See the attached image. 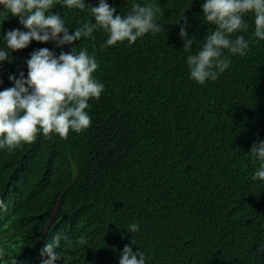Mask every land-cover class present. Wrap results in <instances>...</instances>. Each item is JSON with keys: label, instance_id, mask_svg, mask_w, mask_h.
I'll list each match as a JSON object with an SVG mask.
<instances>
[{"label": "trees", "instance_id": "obj_1", "mask_svg": "<svg viewBox=\"0 0 264 264\" xmlns=\"http://www.w3.org/2000/svg\"><path fill=\"white\" fill-rule=\"evenodd\" d=\"M106 2L114 15L130 9L126 0ZM147 2L158 9L160 33L104 50L102 31L73 42L95 54L93 75L105 86L89 99L90 126L0 150V264H42L41 249L57 232L65 240L55 264H118L131 238L146 264H264V183L251 179L247 154L264 140V41L252 36L248 14V31L238 33L247 54L230 57L229 69L201 86L188 78L175 25L185 13L197 51L213 28L200 0ZM50 11L70 31L94 22L87 10ZM15 28L25 30L8 16L0 35ZM40 48L61 51L31 41L11 52L0 62V90L13 86L9 75H27L26 60ZM132 222L140 230L129 234Z\"/></svg>", "mask_w": 264, "mask_h": 264}, {"label": "clouds", "instance_id": "obj_2", "mask_svg": "<svg viewBox=\"0 0 264 264\" xmlns=\"http://www.w3.org/2000/svg\"><path fill=\"white\" fill-rule=\"evenodd\" d=\"M130 9L125 15L116 14L117 8L106 0H98L91 6L86 0H0V23L8 16L18 19L25 30L15 28L0 35V62L10 61V53L25 49L31 41L53 42L61 49L59 54L48 48H40L26 60L27 75H9L13 86L0 90V150L8 152L29 144L37 134H50L67 138L69 131L81 133L91 124L86 111L89 99H99L104 84L93 75L99 65L95 54L86 48L76 50L73 42L91 39L93 33L102 31L106 39L101 50L117 43L133 45L146 34L161 32L155 18L158 9L152 3L141 5L137 0H126ZM60 5L68 10H80L90 14L80 27L70 28L65 19L50 10ZM201 15L206 24L212 25L198 50L194 53L195 41L189 36L190 27L185 13L176 21L178 35L182 40L188 78L203 86L215 82L231 64L230 57H243L249 49V41L238 33L247 32L246 16L251 14L252 36L264 41V0H200ZM70 46L63 51L62 46ZM256 165L251 179L264 183V140L254 142L247 153ZM6 208L0 200V211ZM136 222L127 226V233H137ZM65 240L62 233H55L50 242L41 249L42 264H55L61 259L57 249ZM135 241L131 238L119 253L118 264H146L144 252L132 250ZM46 257V258H44Z\"/></svg>", "mask_w": 264, "mask_h": 264}, {"label": "water", "instance_id": "obj_3", "mask_svg": "<svg viewBox=\"0 0 264 264\" xmlns=\"http://www.w3.org/2000/svg\"><path fill=\"white\" fill-rule=\"evenodd\" d=\"M56 208H57V207H56ZM53 216H54V214L52 215V217L50 218L49 222L47 223V225H46V227H45V230H44V232H43V236L46 235L47 230H48V228H49V225H50V223H51V221H52V219H53Z\"/></svg>", "mask_w": 264, "mask_h": 264}]
</instances>
